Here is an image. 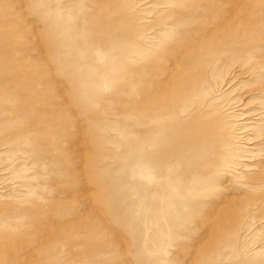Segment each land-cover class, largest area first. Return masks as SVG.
I'll use <instances>...</instances> for the list:
<instances>
[{
	"label": "rangeland",
	"instance_id": "374dc122",
	"mask_svg": "<svg viewBox=\"0 0 264 264\" xmlns=\"http://www.w3.org/2000/svg\"><path fill=\"white\" fill-rule=\"evenodd\" d=\"M0 264H264V0H0Z\"/></svg>",
	"mask_w": 264,
	"mask_h": 264
}]
</instances>
